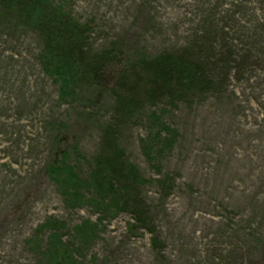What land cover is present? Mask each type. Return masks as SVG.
Wrapping results in <instances>:
<instances>
[{"label": "rangeland", "instance_id": "374dc122", "mask_svg": "<svg viewBox=\"0 0 264 264\" xmlns=\"http://www.w3.org/2000/svg\"><path fill=\"white\" fill-rule=\"evenodd\" d=\"M51 6L98 76L61 99L40 28L0 8V264H264V0ZM162 56L199 82L155 92ZM114 149L128 192L71 200L49 168L67 150L91 180Z\"/></svg>", "mask_w": 264, "mask_h": 264}, {"label": "trees", "instance_id": "16d2710c", "mask_svg": "<svg viewBox=\"0 0 264 264\" xmlns=\"http://www.w3.org/2000/svg\"><path fill=\"white\" fill-rule=\"evenodd\" d=\"M45 1L47 0H0V8L3 11L16 13L18 18L25 23L28 20H34L46 40L44 41L45 49L43 50L44 55L41 60L47 74L53 77L56 83L60 84L61 99L68 100L71 97L76 98V84L81 75L86 70L91 74V78L96 79L98 76V67L93 64L86 65L83 57L76 53L75 50L81 42L79 34L72 33L71 35V32L64 28L65 20L62 16V10L55 9L52 6L49 8L51 10L46 9L44 7ZM98 56V62H100L104 59L105 53L103 52L102 55L99 54ZM151 66V74L154 78V82L152 81L154 83L153 90L155 92L168 94L173 79H177L178 82L187 79L191 84H194L195 81L197 83L199 82L196 79L194 67L181 60L162 56L153 61ZM152 82L149 86H153ZM188 86L190 89H193L189 84ZM152 93L153 91H149V95ZM167 140L165 138V141ZM74 151L77 153V149ZM148 156H151V154L149 153ZM96 162L99 168L95 170L91 180L81 178L79 173L75 171L76 168L71 167L69 163V152L67 150L63 152L62 159L53 163L49 168L58 174L59 177L63 178L61 185L65 187L63 189L64 194L69 195L70 192L74 193V197L69 195L71 200H77L81 196L84 186L82 181H85L87 185H90L91 181L92 185L95 183L94 185H96V191L99 195H103L104 192L120 194L122 190L127 191L126 184L129 183L127 178H134L139 175L138 169H135L133 166L123 168L124 163L121 161V155L115 149L113 155L98 158ZM65 168L68 170H65ZM108 170L111 174L107 172ZM105 176H108V180L105 179ZM104 179L108 181V187L104 185ZM113 181H117L120 188L113 187ZM52 254L55 255V248L53 247L46 254V256L51 258L46 259L47 261H54L55 258Z\"/></svg>", "mask_w": 264, "mask_h": 264}]
</instances>
